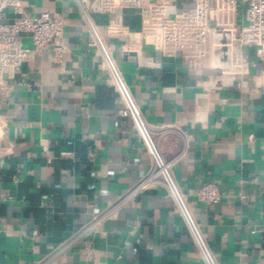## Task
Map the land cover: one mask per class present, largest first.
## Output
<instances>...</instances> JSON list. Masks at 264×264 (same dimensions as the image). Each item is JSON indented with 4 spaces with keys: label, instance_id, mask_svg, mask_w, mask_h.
Instances as JSON below:
<instances>
[{
    "label": "crops",
    "instance_id": "obj_1",
    "mask_svg": "<svg viewBox=\"0 0 264 264\" xmlns=\"http://www.w3.org/2000/svg\"><path fill=\"white\" fill-rule=\"evenodd\" d=\"M20 1L62 15L66 50L46 47L1 95L0 264H204L167 189L143 184L152 159L75 0ZM111 18L92 15L218 264H264V60L224 85L219 69L110 36ZM207 182L219 202L198 199Z\"/></svg>",
    "mask_w": 264,
    "mask_h": 264
},
{
    "label": "built area",
    "instance_id": "obj_2",
    "mask_svg": "<svg viewBox=\"0 0 264 264\" xmlns=\"http://www.w3.org/2000/svg\"><path fill=\"white\" fill-rule=\"evenodd\" d=\"M178 1L75 0L91 33L88 46L103 59L121 97L120 115L130 119L152 159V169L143 184L151 187L160 183L167 189L203 263L218 264L174 177L171 163L163 156L111 50L92 19L93 14L108 13L112 16L108 25L110 36L136 37L165 55L181 53L195 64L219 69L224 85L248 75L257 61L264 60V0H189L190 5L182 10ZM126 9L140 12L139 30H133L123 22ZM63 30L64 19L59 13L43 11L29 16L20 0H0V109L1 95L5 94L9 80L21 65L48 46H53L56 58L61 59L66 50L62 41ZM25 38L31 41V46L25 43ZM249 48H253L254 59L247 54ZM5 128L6 123L0 117V137ZM197 197L206 203H217L221 193L216 184L207 182L198 190Z\"/></svg>",
    "mask_w": 264,
    "mask_h": 264
}]
</instances>
